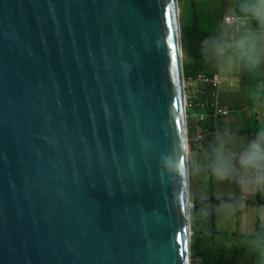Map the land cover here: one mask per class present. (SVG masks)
Listing matches in <instances>:
<instances>
[{
	"label": "water",
	"instance_id": "1",
	"mask_svg": "<svg viewBox=\"0 0 264 264\" xmlns=\"http://www.w3.org/2000/svg\"><path fill=\"white\" fill-rule=\"evenodd\" d=\"M182 68L177 0H0V264H190Z\"/></svg>",
	"mask_w": 264,
	"mask_h": 264
},
{
	"label": "rangeland",
	"instance_id": "2",
	"mask_svg": "<svg viewBox=\"0 0 264 264\" xmlns=\"http://www.w3.org/2000/svg\"><path fill=\"white\" fill-rule=\"evenodd\" d=\"M200 1L208 6L213 5L220 12V17L226 15L233 23L238 21L235 24L237 28L241 27L239 21L246 24V30L250 28L251 19L254 16L223 13L226 9L228 11L234 9L230 5V0ZM235 1L236 9L243 7L250 9L254 4V0ZM177 6L180 29L182 25L191 26L192 8L190 0H177ZM255 15L256 19L254 21L256 23L259 18L264 17V3H261V0L256 3ZM214 22L215 20L212 21V24ZM210 28V25L200 19H198V25L194 28L193 34L199 37L200 46L203 47L200 55L202 47L199 46V59L202 67L210 71L213 70V67L209 62V58L216 62V66L218 61L221 60L220 69L223 70L225 75L224 69L228 66V70L232 71L237 60L231 56L226 47L225 50L220 47L219 39L205 35V32H208ZM260 35H247L243 41L244 46L251 47V50L259 48L260 43L256 38L259 39ZM185 37H187L186 34ZM186 44L187 40L184 42L181 36L182 65L185 64L187 59H190L185 50ZM236 52L241 54V49L238 48ZM260 52L264 63V49H261ZM239 60L241 62L239 64L243 68L242 72L239 71V76L243 81L230 80L224 76L227 80L225 83L223 81L219 88L220 92L222 87L226 89L229 87L230 107L237 103L247 104L246 117H244L243 111L238 112L237 119L233 124V132L227 130L222 133L220 138H215L212 132L206 126H203L204 123L198 121L199 108L193 109L189 113L185 110L186 135L187 127L192 121L195 128L194 134H201L202 136L201 140L195 144V146L199 145L195 150H192L186 142L187 189L190 201H194V207L191 206L189 217L190 264H199L201 260L200 257L194 259L191 256V235L194 230L206 231L208 227L212 228V230L209 229L210 231H216L214 243L223 250L227 258L225 264H264V240L261 241L257 235L258 232L259 234L264 233V153L262 152V141L258 137L259 133H264V121L261 120L264 113V100L261 99L262 94H264V72L259 74V77L252 74L259 65L253 62L250 53L240 55ZM256 80L260 85L259 88ZM230 116H232V111H230ZM228 120V117L223 118V122ZM254 134H257V136L253 142L252 135ZM210 135L211 137H209ZM235 156H237L236 159ZM244 156H249L250 159H245ZM253 164H255V177L252 174ZM239 168L242 169L243 175L248 179V181L246 180L241 184L236 178ZM210 192L217 200L225 198L224 195L228 197L227 202L213 205L212 213H210V208L207 205L200 204V201L206 199ZM240 192L245 193L241 200L239 199ZM259 217L262 221V231L258 230L256 222ZM254 231L256 232L253 233ZM248 233L251 234L245 236ZM200 244L202 242L198 241V245Z\"/></svg>",
	"mask_w": 264,
	"mask_h": 264
},
{
	"label": "crops",
	"instance_id": "3",
	"mask_svg": "<svg viewBox=\"0 0 264 264\" xmlns=\"http://www.w3.org/2000/svg\"><path fill=\"white\" fill-rule=\"evenodd\" d=\"M193 2L194 5V10L196 13V17H198L199 15H203L206 12L210 13V18L206 21H204L205 23H207L208 25L211 26L210 30L208 32H205V35H207L208 37H213L216 39L220 40V47L223 48L225 50V47L230 51V54L233 58H235L237 60V63L234 67V69L232 71L228 70V66L227 68H225V75L222 69H220L221 63L222 61L219 60L218 61V65L216 66V62L212 59L209 58V62H211L213 70H207L205 68L202 67V63H201V67L202 69H204L206 72L208 73H215V72H220L221 74V83L223 84V81L225 83V81L227 80L225 77H227L230 80H234V81H243L241 76H239V71H243L242 65L239 64L240 60H239V56L240 55H244L245 53H250L252 54V60L253 62H255L258 66V68L252 72V74H254L256 77H259V74L264 72V63H263V58L261 57V49H264V23H262V21H264V17L259 18V20H257V23L254 21L256 19V3L258 0H254V4L250 9H247L245 7L241 8V9H236V1L235 0H230V5L234 8L232 11H228L227 9L224 12L226 13H234L236 15H252L254 16L253 19H251V23H250V28L248 30L245 29L246 24L243 21H239L241 22V27L237 28L235 26V23H232L231 25H227V26H222V22H221V18L220 17V12H218V10L213 6V5H206L204 2L200 1V0H191ZM211 1V0H209ZM216 3V2H214ZM222 13V12H221ZM262 16V15H261ZM260 16V17H261ZM215 20V22L212 24V21ZM196 24L198 25V21L196 20ZM257 25V27H256ZM198 32V30H197ZM200 32V31H199ZM257 35V34H261L259 39L256 38V40L260 43L259 48L255 49V50H251V47H245L244 46V39L246 38L247 35ZM225 44V46H224ZM202 47V46H200ZM219 47V48H220ZM218 48V50H219ZM240 48L241 49V54L237 53V49ZM187 56H189L188 54V49L187 46L185 47ZM202 50L203 47L201 49L200 55L202 54ZM225 54V53H224ZM239 60V61H238ZM186 63H194V59L192 57H190V59H187ZM241 63V62H240ZM218 67V68H217ZM224 79V80H223ZM257 81V87L259 88L260 85ZM228 88H224L222 87L220 90V101L222 106L229 110L232 111V116H230V113L223 117L226 118L228 117V121L223 122V118H221V124L219 125L220 130L222 133L228 131H232L233 129V124L235 123L236 119H237V114L239 111H243L244 112V117H246L245 112L247 111V104H239L237 103L236 105H233L230 107V100L228 97ZM264 95V94H263ZM244 107V109H243ZM233 132V131H232ZM257 134L252 135V141L254 142L255 138H256ZM211 137V135L209 136ZM258 137L261 139L262 141V152L264 153V133H259ZM199 147L196 146L195 149H197ZM192 149V150H195ZM237 158V156H235V159ZM245 159H250L249 156H244ZM254 168H255V164H253V176H254ZM255 177V176H254ZM236 178L238 179L239 184H241L244 181H248V179L245 178V176L242 173V169L239 168V172L238 175L236 176ZM244 192H240L239 193V199L241 200L244 197ZM223 197H225L226 199L228 198L226 195H224ZM240 209V207H239ZM257 224H258V230H263V226H262V221L261 218H257ZM256 226V223H255ZM252 233V232H251ZM246 234L245 236H248L249 234ZM259 239L261 241L264 240V233L259 234V232L257 233Z\"/></svg>",
	"mask_w": 264,
	"mask_h": 264
},
{
	"label": "built area",
	"instance_id": "4",
	"mask_svg": "<svg viewBox=\"0 0 264 264\" xmlns=\"http://www.w3.org/2000/svg\"><path fill=\"white\" fill-rule=\"evenodd\" d=\"M227 20H230L227 18ZM183 78V90H184V107L188 113L195 107L200 109L198 115V121L204 123L206 118H210L213 124V129L210 131L215 138H220L222 132L219 129L217 122L227 116L230 111L225 109L220 101V84L221 74L220 72L208 73L202 69L196 70L193 75L182 76ZM199 94L205 96L200 98ZM190 128V127H189ZM187 127V132L188 129ZM192 135H186V142L196 144L202 138L201 134H194L195 128L192 126Z\"/></svg>",
	"mask_w": 264,
	"mask_h": 264
},
{
	"label": "trees",
	"instance_id": "5",
	"mask_svg": "<svg viewBox=\"0 0 264 264\" xmlns=\"http://www.w3.org/2000/svg\"><path fill=\"white\" fill-rule=\"evenodd\" d=\"M192 16V25H182L181 26V36L184 42L187 40V49H188V54L190 57L194 59V63H186L183 64V73L184 76H189L190 74L193 75V73L198 70L202 69L201 67V62L199 59V52H200V41L198 36H194V28L196 27V20L200 19L201 21H206L210 18V13L206 12L203 15H199L198 17L194 18L193 13H191ZM257 27V25H256ZM185 34L187 37H185ZM200 98H205V96L199 94ZM262 100H264V95L262 94ZM198 107H195L194 109H197ZM262 121H264V113L262 115ZM218 125H220V120L217 122ZM193 122L191 121L188 125L190 127L188 129V135H192L193 133ZM203 126H206L209 131L213 129V124L211 119L208 117L206 118ZM188 144L190 145L191 149H195L196 146L195 144L191 143L188 141ZM254 231L253 233H255ZM216 231H210L209 227L206 231L204 230H194L192 235H191V256L195 259L197 257H200V263L199 264H225V261L227 258L224 255L223 250L219 247L216 246L214 243V234ZM252 233V234H253ZM212 234V235H210ZM198 241H201L202 244L198 245Z\"/></svg>",
	"mask_w": 264,
	"mask_h": 264
},
{
	"label": "clouds",
	"instance_id": "6",
	"mask_svg": "<svg viewBox=\"0 0 264 264\" xmlns=\"http://www.w3.org/2000/svg\"><path fill=\"white\" fill-rule=\"evenodd\" d=\"M261 3H264V0H261ZM228 16L226 15H223L222 18H221V22H222V26H227V25H231L233 23L232 20H227ZM262 23H264V21H262ZM197 26V24H196ZM204 70V69H202ZM205 71V70H204ZM220 129V127H219ZM221 131V130H220ZM227 202V201H226ZM212 235V234H211Z\"/></svg>",
	"mask_w": 264,
	"mask_h": 264
},
{
	"label": "flooded vegetation",
	"instance_id": "7",
	"mask_svg": "<svg viewBox=\"0 0 264 264\" xmlns=\"http://www.w3.org/2000/svg\"><path fill=\"white\" fill-rule=\"evenodd\" d=\"M192 13H193V12H192ZM195 14H196V13H195ZM199 17H200V16H199ZM194 18H195V17H194ZM209 204H210V203H205L204 206L207 205V207L210 208V205H209ZM217 204H218V203H217ZM215 205H216V204H215Z\"/></svg>",
	"mask_w": 264,
	"mask_h": 264
},
{
	"label": "bare ground",
	"instance_id": "8",
	"mask_svg": "<svg viewBox=\"0 0 264 264\" xmlns=\"http://www.w3.org/2000/svg\"><path fill=\"white\" fill-rule=\"evenodd\" d=\"M185 166H186V163H185ZM189 210H190V206H189Z\"/></svg>",
	"mask_w": 264,
	"mask_h": 264
}]
</instances>
